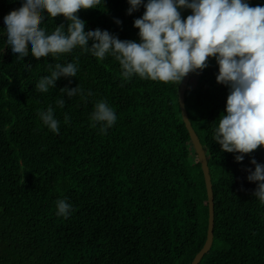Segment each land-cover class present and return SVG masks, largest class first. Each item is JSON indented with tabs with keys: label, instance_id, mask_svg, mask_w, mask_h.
Returning <instances> with one entry per match:
<instances>
[{
	"label": "trees",
	"instance_id": "1",
	"mask_svg": "<svg viewBox=\"0 0 264 264\" xmlns=\"http://www.w3.org/2000/svg\"><path fill=\"white\" fill-rule=\"evenodd\" d=\"M24 2L0 0V264H190L206 240L208 206L203 177L191 171L190 162L200 165L178 105L180 84L135 74L125 81L110 53L99 60L80 47L36 60L29 43V55L18 58L4 17ZM147 2L129 15L128 0H101L76 15L85 32L139 43L134 21ZM179 11L182 19L192 14ZM43 15L46 34L61 24L66 32L63 16ZM57 63H76L77 75L39 92ZM218 74L210 57L204 70L191 72L184 100L213 191V242L199 264H264V203L247 179L251 160L264 165V148L238 163L239 153L223 152L214 140L230 94ZM77 86L83 92L73 97L60 91ZM102 100L117 117L106 134L90 119ZM49 107L58 133L39 117ZM61 199L71 205L67 218L57 215Z\"/></svg>",
	"mask_w": 264,
	"mask_h": 264
},
{
	"label": "clouds",
	"instance_id": "2",
	"mask_svg": "<svg viewBox=\"0 0 264 264\" xmlns=\"http://www.w3.org/2000/svg\"><path fill=\"white\" fill-rule=\"evenodd\" d=\"M100 3L101 0H25L22 7L4 17L7 43L21 59L29 55V43L36 60L70 53L77 47L91 51L99 60L110 53L119 62L125 81L135 74L165 84H180L189 73L204 70L208 59L214 57L219 66L217 83L230 88L226 115L219 119L214 140L223 152L239 153L235 157L238 163L245 155L264 148V6L251 7L246 0H148L142 18L134 21L139 30L137 43L121 41L107 30L85 32V22L76 14ZM128 3L131 15L143 0ZM181 8L191 9L192 14L182 19ZM45 12L53 19L63 16L69 22L66 32L61 24L46 34L40 27ZM90 40L91 48L87 46ZM77 71L76 63H57L50 75L39 80L36 89L48 92L61 77H75ZM60 91L68 97L83 92L79 86ZM57 103L62 108L65 100ZM39 117L53 133L59 132L51 107L40 112ZM90 119L92 127L103 125L100 131L106 134L117 117L102 100L95 104ZM68 121L65 116V123ZM251 164L255 171L249 170L247 179L257 183L254 196L264 203V165L255 159ZM56 206L57 215L67 218L71 205L61 199Z\"/></svg>",
	"mask_w": 264,
	"mask_h": 264
},
{
	"label": "water",
	"instance_id": "3",
	"mask_svg": "<svg viewBox=\"0 0 264 264\" xmlns=\"http://www.w3.org/2000/svg\"><path fill=\"white\" fill-rule=\"evenodd\" d=\"M191 73H189L181 82L178 88V105L181 112L182 120L185 124L186 130L189 135V139L191 141L192 147L197 157V161L200 165L201 174L204 180V189L207 197V206H208V226H207V234L206 240L203 247L200 251L195 255L190 264H199L202 257L210 250L213 242V227H214V203H213V191L212 184L209 174V168L206 160V156L204 150L200 144V141L194 132L185 109V92L190 79Z\"/></svg>",
	"mask_w": 264,
	"mask_h": 264
},
{
	"label": "rangeland",
	"instance_id": "4",
	"mask_svg": "<svg viewBox=\"0 0 264 264\" xmlns=\"http://www.w3.org/2000/svg\"><path fill=\"white\" fill-rule=\"evenodd\" d=\"M190 165H191V167H193V169L191 168V171L193 173H195V174H198L200 176V178L202 179V175H200V170H199V168H196L195 163L194 162H190ZM202 182H203V180H201V183H200L201 185L203 184ZM202 189L204 190V188H202Z\"/></svg>",
	"mask_w": 264,
	"mask_h": 264
}]
</instances>
